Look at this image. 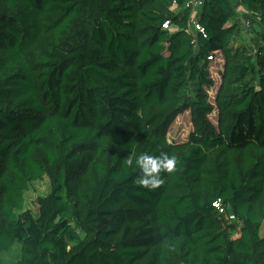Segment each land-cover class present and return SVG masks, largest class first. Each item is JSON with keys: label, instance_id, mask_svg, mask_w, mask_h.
Here are the masks:
<instances>
[{"label": "trees", "instance_id": "obj_1", "mask_svg": "<svg viewBox=\"0 0 264 264\" xmlns=\"http://www.w3.org/2000/svg\"><path fill=\"white\" fill-rule=\"evenodd\" d=\"M186 2L0 0V250L21 243L7 264H264V0H205L195 34ZM239 18L260 27L253 53L229 43ZM141 153L176 157L154 190Z\"/></svg>", "mask_w": 264, "mask_h": 264}, {"label": "rangeland", "instance_id": "obj_2", "mask_svg": "<svg viewBox=\"0 0 264 264\" xmlns=\"http://www.w3.org/2000/svg\"><path fill=\"white\" fill-rule=\"evenodd\" d=\"M237 9L242 11V7L239 5ZM246 12V11H245ZM249 12V11H248ZM248 20V19H246ZM243 18H239V21L245 23ZM249 21V20H248ZM242 26V25H241ZM260 27L257 23H245V27L240 30L238 33L234 34L229 38V43L231 46L241 49L243 47L247 48L250 52H254L256 45L260 42L259 30ZM221 59L220 53L216 54V59H212L209 63L210 76L214 80V85L209 89V96H212L215 92L217 83L220 80V76L217 72V69L220 68L219 61ZM212 100V97H210ZM215 112L212 113V118L214 117ZM192 130V125L189 119V112L186 111L179 116L171 123L168 128L167 137L172 141H182L184 140L189 132ZM51 189V184L47 176L33 181L30 183L29 188L24 192V207L30 208L33 211H36L37 205L35 203V197L38 195H45ZM237 229L236 225H232ZM235 229L233 230V234ZM260 233L264 235V222L261 226ZM21 255V243L19 240L15 239L11 246L6 250H0V260L3 263H12L17 261Z\"/></svg>", "mask_w": 264, "mask_h": 264}, {"label": "clouds", "instance_id": "obj_3", "mask_svg": "<svg viewBox=\"0 0 264 264\" xmlns=\"http://www.w3.org/2000/svg\"><path fill=\"white\" fill-rule=\"evenodd\" d=\"M126 163L131 167L134 162L130 158ZM176 163V157L170 156L167 153H161L160 155L141 153L135 159V165L138 166L141 173L136 182L148 190H154L164 183V178L161 173L174 172L176 169Z\"/></svg>", "mask_w": 264, "mask_h": 264}, {"label": "built area", "instance_id": "obj_4", "mask_svg": "<svg viewBox=\"0 0 264 264\" xmlns=\"http://www.w3.org/2000/svg\"><path fill=\"white\" fill-rule=\"evenodd\" d=\"M204 1L205 0H187V2L184 4V7L188 10V27L190 31L193 32V34L197 32L204 33L203 27L197 22V16ZM245 23L248 24L249 21L246 20ZM245 23L243 27H245ZM168 24V21H166L162 26L168 28ZM208 59H213V57L208 56Z\"/></svg>", "mask_w": 264, "mask_h": 264}, {"label": "crops", "instance_id": "obj_5", "mask_svg": "<svg viewBox=\"0 0 264 264\" xmlns=\"http://www.w3.org/2000/svg\"><path fill=\"white\" fill-rule=\"evenodd\" d=\"M238 8V7H237ZM243 9V8H242ZM237 11L240 13V14H242V13H244V9L242 10V11H240V9H237Z\"/></svg>", "mask_w": 264, "mask_h": 264}]
</instances>
